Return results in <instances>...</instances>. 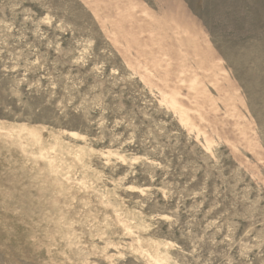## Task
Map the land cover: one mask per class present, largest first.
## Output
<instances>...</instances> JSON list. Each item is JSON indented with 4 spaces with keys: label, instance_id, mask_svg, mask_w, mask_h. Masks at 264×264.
<instances>
[{
    "label": "rangeland",
    "instance_id": "1",
    "mask_svg": "<svg viewBox=\"0 0 264 264\" xmlns=\"http://www.w3.org/2000/svg\"><path fill=\"white\" fill-rule=\"evenodd\" d=\"M0 264H264V0H0Z\"/></svg>",
    "mask_w": 264,
    "mask_h": 264
}]
</instances>
